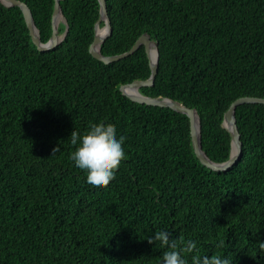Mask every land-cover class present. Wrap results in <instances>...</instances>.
<instances>
[{
    "label": "trees",
    "instance_id": "trees-1",
    "mask_svg": "<svg viewBox=\"0 0 264 264\" xmlns=\"http://www.w3.org/2000/svg\"><path fill=\"white\" fill-rule=\"evenodd\" d=\"M22 1L47 42L55 0ZM61 6L68 34L41 51L21 9L0 2V264H159L166 249L148 238L161 230L178 244L194 240L192 255L264 264V104L238 106L243 156L227 171L213 170L195 153L186 114L121 92L150 76L145 47L100 61L89 50L99 0ZM107 6L113 31L102 53H123L150 34L159 72L142 93L196 108L203 150L215 162L228 160L225 112L240 97H264V0ZM65 29L62 22L59 33ZM100 123L126 137V159L96 190L69 159L70 135Z\"/></svg>",
    "mask_w": 264,
    "mask_h": 264
},
{
    "label": "water",
    "instance_id": "water-1",
    "mask_svg": "<svg viewBox=\"0 0 264 264\" xmlns=\"http://www.w3.org/2000/svg\"><path fill=\"white\" fill-rule=\"evenodd\" d=\"M63 0H55L54 12L52 17V36L47 42H42L40 37V31L36 25L32 10L30 6L22 0H0V2L7 7H19L23 12L25 22L30 31L33 43L41 51H47L56 48L62 40L68 34L69 25L65 19L62 11L61 2ZM100 4V15L95 23L94 28V39L90 45L91 54L100 61L107 64L119 61L131 54H134L141 46H144L149 58V64L151 69V74L147 79H139L130 83L122 84L120 90L129 99L151 106L168 107L177 112L184 113L189 117L192 143L197 157L200 161L207 167L216 171H227L232 168L243 156V143L241 140V132L237 123L236 110L238 106L243 104H264V97L255 96H243L231 103L229 108L224 114L222 126L230 133L231 136V155L230 158L224 162H215L208 157V155L203 150L202 146V132H201V119L196 108L189 107L184 103L163 95L150 96L142 93V87L153 86L156 77L159 72V45L156 40H154L150 34H142L134 45L127 51L120 54H104L101 51V45L106 41V39L112 34L113 27L111 19L108 13L107 0H99ZM61 17L63 19L61 20ZM61 22L65 23L66 29L61 35L59 33V27ZM105 26V29L102 26Z\"/></svg>",
    "mask_w": 264,
    "mask_h": 264
},
{
    "label": "clouds",
    "instance_id": "clouds-1",
    "mask_svg": "<svg viewBox=\"0 0 264 264\" xmlns=\"http://www.w3.org/2000/svg\"><path fill=\"white\" fill-rule=\"evenodd\" d=\"M70 137L75 150L70 153L69 159L75 170L86 178V185L96 190L108 186L126 159V137L119 134L114 126L103 123L90 125L83 133L74 130ZM148 241L158 242L166 249L159 264H233L226 255H192L197 248L194 240H181L178 244L166 230L155 232ZM260 246L264 248V242ZM216 247L224 248L225 242L219 241Z\"/></svg>",
    "mask_w": 264,
    "mask_h": 264
},
{
    "label": "bare ground",
    "instance_id": "bare-ground-1",
    "mask_svg": "<svg viewBox=\"0 0 264 264\" xmlns=\"http://www.w3.org/2000/svg\"><path fill=\"white\" fill-rule=\"evenodd\" d=\"M63 19V17H61V20ZM103 29H105V26L104 27H102Z\"/></svg>",
    "mask_w": 264,
    "mask_h": 264
}]
</instances>
